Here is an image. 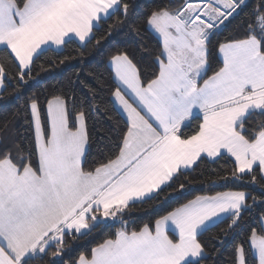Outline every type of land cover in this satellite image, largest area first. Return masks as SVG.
<instances>
[{"label":"snow or ice","instance_id":"6c2138e0","mask_svg":"<svg viewBox=\"0 0 264 264\" xmlns=\"http://www.w3.org/2000/svg\"><path fill=\"white\" fill-rule=\"evenodd\" d=\"M141 7L0 0V93L24 100L0 120V264H264V0ZM90 50L108 79L25 94ZM198 180L229 190L185 199Z\"/></svg>","mask_w":264,"mask_h":264},{"label":"trees","instance_id":"16d2710c","mask_svg":"<svg viewBox=\"0 0 264 264\" xmlns=\"http://www.w3.org/2000/svg\"><path fill=\"white\" fill-rule=\"evenodd\" d=\"M137 2L142 5L141 8H138V12H143L146 10V6L152 5L159 2V0H137ZM230 31V30H229ZM227 34V33H225ZM116 40L125 47H128L130 50L138 51L142 41L139 37L133 34H122L116 37ZM75 46L68 49L67 52L71 53ZM90 50L89 54L85 57L86 63H78L77 60H72L65 65L56 67L55 69H50L49 72H41L36 83V87L32 88L30 91L25 93L30 95L32 93L36 94H47L53 87H63L69 83V81H75L76 74L79 73L81 77L86 78V82L89 84H94V75L103 74L105 79H108L107 72L104 67L101 65L100 57L93 58ZM55 59V56L49 54V57L46 59ZM93 74V75H90ZM24 90H22L23 92ZM83 89L81 94H83ZM24 100L23 98L18 99L16 93H13L11 88L8 93H0V120H3L5 117L10 116L14 112H19L23 107ZM102 123V121H101ZM100 124H97L99 127ZM18 128L20 133L27 135L25 131L26 125L21 122H18ZM230 165L226 163H221L219 165L209 164L202 171L204 172L205 178L211 175L214 171H220L221 169H227ZM214 178V177H213ZM229 190V186H226L223 183H217L214 186L209 185L203 180H198L195 183L189 185L185 190V199L192 198L195 195L207 194L210 191H226ZM151 206L148 207H138L129 217V224L131 226H141L143 223H147L150 219L152 213ZM118 226V225H117ZM223 224L219 228H213L212 231L204 235V241L209 245V250L215 246V241L212 239L222 228ZM111 231H115L112 229ZM97 234H94V236ZM95 240L89 238L88 241H79L75 244V247L79 251H87L90 247L94 246ZM231 252V244H226V248L223 250V256H217L215 253L212 254V259L220 260L223 264V260L228 258ZM250 260H254V257H249ZM208 264H212V260L208 261Z\"/></svg>","mask_w":264,"mask_h":264}]
</instances>
